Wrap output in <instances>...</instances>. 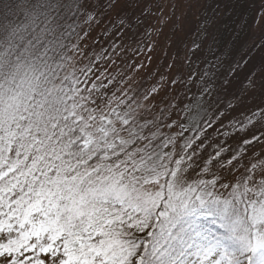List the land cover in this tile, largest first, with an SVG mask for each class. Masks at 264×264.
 <instances>
[{"label":"snow or ice","instance_id":"obj_1","mask_svg":"<svg viewBox=\"0 0 264 264\" xmlns=\"http://www.w3.org/2000/svg\"><path fill=\"white\" fill-rule=\"evenodd\" d=\"M16 6L0 14V264H264V0ZM242 6L258 32L238 45ZM168 25L177 75L133 86Z\"/></svg>","mask_w":264,"mask_h":264},{"label":"rangeland","instance_id":"obj_2","mask_svg":"<svg viewBox=\"0 0 264 264\" xmlns=\"http://www.w3.org/2000/svg\"><path fill=\"white\" fill-rule=\"evenodd\" d=\"M161 3H166V0H160ZM167 14V12H165ZM236 14L237 16H242L248 23L245 26V29L241 31V38L240 41L238 42V45H243L246 37L251 34V33H256L258 32V26H253L251 24V21L253 20L255 13L252 10L251 7L249 6H242L238 7L236 9ZM154 18H150L148 21H146L145 25L139 29V32L144 31V27H148ZM181 35L180 33H175L173 34L171 31V25L165 26L163 30V34L157 41V45L155 50L151 53L152 55V63L147 65V70H141L139 72V75L136 77V82L134 83L133 86L139 87V88H147L151 85V83L154 82L153 78L150 76V73L159 70L160 73H165L169 80H171L173 77L177 75L176 69H167V64L169 62V59L171 58L172 54L174 52H177L181 49ZM166 38H171L172 40V45L170 48H167V56L164 55L165 49H166V44L165 40ZM147 64V61H145ZM200 67H203V64L200 65ZM192 69L191 68H186L182 69L179 78L184 79L186 76L191 75ZM184 89L183 84H177L175 85L174 88H172V95L176 96L178 93H182ZM197 91L195 87V83L191 85V92L195 93ZM226 99V97H225ZM186 101L184 99H180L179 103L183 104ZM248 107H252L251 104L248 105ZM246 111V109L241 106L240 108H237L236 111L233 113V115L237 119H243V113ZM175 117H173L174 119ZM239 137H237L238 139ZM236 140H229V143H235Z\"/></svg>","mask_w":264,"mask_h":264},{"label":"trees","instance_id":"obj_3","mask_svg":"<svg viewBox=\"0 0 264 264\" xmlns=\"http://www.w3.org/2000/svg\"><path fill=\"white\" fill-rule=\"evenodd\" d=\"M0 14L11 16L14 20L18 17L22 19L16 6V0H3V3H0Z\"/></svg>","mask_w":264,"mask_h":264}]
</instances>
